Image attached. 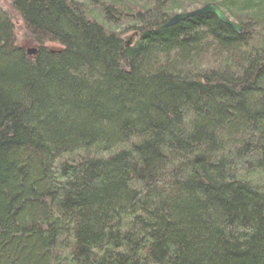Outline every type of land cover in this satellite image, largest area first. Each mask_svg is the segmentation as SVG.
<instances>
[{"label":"trees","instance_id":"1","mask_svg":"<svg viewBox=\"0 0 264 264\" xmlns=\"http://www.w3.org/2000/svg\"><path fill=\"white\" fill-rule=\"evenodd\" d=\"M10 2L0 264H264V0Z\"/></svg>","mask_w":264,"mask_h":264},{"label":"rangeland","instance_id":"2","mask_svg":"<svg viewBox=\"0 0 264 264\" xmlns=\"http://www.w3.org/2000/svg\"><path fill=\"white\" fill-rule=\"evenodd\" d=\"M0 7L3 8V9H5L7 12L11 13V15H12L11 17H12V19L14 21V24H15V32H16V38H15V40L17 41V43H19L20 45H22L28 51L29 50H34L37 47V41L34 39V37H32L28 33L25 25L22 22L21 17L18 16L16 14V11L11 7L10 0H0ZM200 7H196L194 9L192 8V9H189V10H186V11H181V12H190V11L195 10L197 8H200ZM174 15H172V16H174ZM134 34H135L134 31H129V32L123 34V36H124V38H126L128 40L130 38H134ZM45 44L48 47H53V48H58L59 47V45L57 43H54V42H51V41H46Z\"/></svg>","mask_w":264,"mask_h":264},{"label":"water","instance_id":"3","mask_svg":"<svg viewBox=\"0 0 264 264\" xmlns=\"http://www.w3.org/2000/svg\"><path fill=\"white\" fill-rule=\"evenodd\" d=\"M203 14H213L217 17V19L229 26H231L236 31H241L242 27L240 24L229 18V16L225 13V11L217 5L215 2H209L200 8H197L195 10H192L190 12H179L175 14L174 16H171L169 20L163 24L161 27H171L179 23L181 20H185L187 18H191L194 16H199ZM127 43L130 45L133 43V38H130L127 40ZM35 50H31V52H34Z\"/></svg>","mask_w":264,"mask_h":264},{"label":"bare ground","instance_id":"4","mask_svg":"<svg viewBox=\"0 0 264 264\" xmlns=\"http://www.w3.org/2000/svg\"><path fill=\"white\" fill-rule=\"evenodd\" d=\"M181 12V11H180ZM178 13V12H177ZM176 14V13H175ZM15 36H16V32H15Z\"/></svg>","mask_w":264,"mask_h":264}]
</instances>
